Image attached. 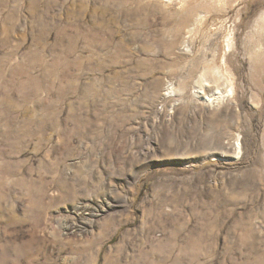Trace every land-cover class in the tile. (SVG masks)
I'll return each instance as SVG.
<instances>
[{
    "label": "rangeland",
    "instance_id": "374dc122",
    "mask_svg": "<svg viewBox=\"0 0 264 264\" xmlns=\"http://www.w3.org/2000/svg\"><path fill=\"white\" fill-rule=\"evenodd\" d=\"M0 264H264V0H0Z\"/></svg>",
    "mask_w": 264,
    "mask_h": 264
},
{
    "label": "bare ground",
    "instance_id": "6f19581e",
    "mask_svg": "<svg viewBox=\"0 0 264 264\" xmlns=\"http://www.w3.org/2000/svg\"><path fill=\"white\" fill-rule=\"evenodd\" d=\"M213 102V101H212ZM238 147V146H237Z\"/></svg>",
    "mask_w": 264,
    "mask_h": 264
}]
</instances>
